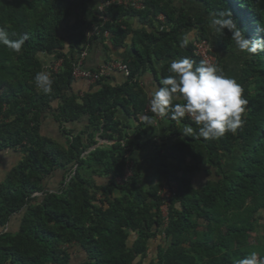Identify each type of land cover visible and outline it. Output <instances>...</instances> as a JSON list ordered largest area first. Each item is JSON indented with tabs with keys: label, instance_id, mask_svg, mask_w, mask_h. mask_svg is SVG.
Returning a JSON list of instances; mask_svg holds the SVG:
<instances>
[{
	"label": "trees",
	"instance_id": "trees-1",
	"mask_svg": "<svg viewBox=\"0 0 264 264\" xmlns=\"http://www.w3.org/2000/svg\"><path fill=\"white\" fill-rule=\"evenodd\" d=\"M187 1L144 0L140 9L113 2L102 24L100 0H0V27L13 40L28 36L20 53L0 45V157L9 155L0 177V264H235L251 242L264 260V50L238 53L227 29L210 36L208 27L213 15L230 11L246 38L264 39V0ZM96 24L112 36L88 37ZM203 40L247 100L242 127L215 140L184 136L181 124L198 131L190 117L155 116L139 85L148 70L160 84L172 60L199 66L204 60L194 52ZM87 44L131 48L123 85L103 77L89 92H73V65ZM49 57V64L63 59L59 71L45 68ZM41 71L51 74L49 93L35 85ZM118 107L136 129L117 117ZM50 111L63 143L44 134ZM145 116L171 120L172 140L141 138V130L155 129ZM84 117L83 129L70 126ZM145 149L151 169L142 183L131 162ZM162 234L148 260L150 241Z\"/></svg>",
	"mask_w": 264,
	"mask_h": 264
},
{
	"label": "clouds",
	"instance_id": "clouds-1",
	"mask_svg": "<svg viewBox=\"0 0 264 264\" xmlns=\"http://www.w3.org/2000/svg\"><path fill=\"white\" fill-rule=\"evenodd\" d=\"M210 27L216 33H231L235 49L242 54H255L264 50V39L246 38L244 31L237 26L230 11L213 15ZM264 33V28H259ZM27 34L18 39H10L6 27H0V45H4L14 53L22 51ZM189 39H180V47H187ZM190 58L172 60L168 69L169 75L164 77L149 97L151 112L157 117H165L171 113L173 120L179 121L187 116L194 120L198 131L185 125L181 132L184 136L197 135L205 140L219 139L227 133L235 134L244 123L247 100L243 97V88L234 78L224 75L220 69L207 61H201L194 67ZM35 85L45 93L51 92L53 80L46 71L38 72L34 77ZM149 126L155 123L150 117H143ZM235 264H264L253 251L244 258L237 259Z\"/></svg>",
	"mask_w": 264,
	"mask_h": 264
},
{
	"label": "crops",
	"instance_id": "crops-1",
	"mask_svg": "<svg viewBox=\"0 0 264 264\" xmlns=\"http://www.w3.org/2000/svg\"><path fill=\"white\" fill-rule=\"evenodd\" d=\"M176 2L179 6H181V3L179 2V0H176ZM184 5L186 6L189 5L187 0H184ZM184 5L182 4V6ZM193 38L194 36L192 34H189L188 39L192 40ZM127 43L130 44V41H127ZM130 49L129 47L128 48L114 47V48L106 49L103 47V45L93 44V47L89 50L87 57L85 59V67L91 70H96L103 63L111 59L124 61L125 59L128 58L127 52L130 51ZM45 61H46L45 63L46 64L45 67H46L50 62L53 61V59L52 57H49V58H45ZM108 78H109L108 79L109 82L113 86H115V85H123L127 81L128 77L125 76L123 71L115 70L108 76ZM139 85L144 90L147 100L149 101L150 95L157 88L159 83L153 71L148 70L142 73L141 76H139ZM94 86H96L95 83H90L85 79H78L74 81L72 85V90L74 93L78 95H82L85 92H89ZM94 89H96V87ZM146 108L150 109L149 102L147 103ZM116 115L125 124L131 123L134 128L138 125V122H136L134 118H130L129 116H127L126 112L124 111L122 107H118V112ZM86 121L87 120L84 117V119H82L81 122H72L70 126L71 125L77 126L78 130L83 129L84 128L83 122H86ZM170 123H172L171 120L170 121H168L167 119L162 120V118L160 120L155 121V126H154L155 129L153 131L150 130L148 131V133L145 132L146 130L140 131L141 138L149 139L151 135L153 134V135H156L157 137H160L163 142L169 143V141L172 140V137L170 135L171 133L169 131ZM184 126L185 124H181L178 126L180 131H183ZM43 127H44L45 135L49 137L52 136L54 139L59 140L62 143L65 142V139L63 138L62 134L59 131L60 124L58 121H56L51 111L47 114V118L46 120H44ZM132 131H134V129ZM97 140L99 141V145L104 144V143L109 144V143L114 142V141H109V143H107V140H100V139H97ZM132 156H133L132 157L133 163L131 162V164H135L139 167V170L141 171V173H143L142 174L143 179L141 180V182L143 181L142 183H144L146 181L148 172L151 169V164L149 160H145L146 157L150 156V152H148V149H145L144 151H141V152H138V151L134 152ZM1 162L4 163L6 162V160H2ZM2 174H0V177ZM194 181L196 184H203V182H205V177L203 174L197 173L194 176ZM13 223L12 225H9L10 229H13L15 227Z\"/></svg>",
	"mask_w": 264,
	"mask_h": 264
},
{
	"label": "built area",
	"instance_id": "built-area-1",
	"mask_svg": "<svg viewBox=\"0 0 264 264\" xmlns=\"http://www.w3.org/2000/svg\"><path fill=\"white\" fill-rule=\"evenodd\" d=\"M122 4L126 7H132L133 9H140L143 7L144 0H100L98 10V17L101 18L102 24L109 20V17L105 14V9L111 5V3ZM86 34L88 37H92L95 35H100L105 39L111 37V32L109 30H102L99 25H92L91 28L86 30ZM87 44L83 50L76 55L75 63L73 65V77L76 80L85 79L90 83H97L101 78L108 77L115 70H121L124 72L126 77L130 75V69L128 65L123 60H109L99 66L96 70H91L85 67V59L88 54ZM212 47L207 40L201 41L197 45V49L195 50V55L202 58L204 61L208 63L215 61L213 55H211ZM63 59L56 60L54 63L48 64L45 68L52 69L55 72L59 71L62 66ZM160 118V117H159ZM131 173V172H130ZM129 173V174H130ZM167 196H172V192L168 189L165 190ZM165 207V208H164ZM164 208V209H163ZM163 215L167 216V206H163ZM165 210V211H164ZM165 235V234H164Z\"/></svg>",
	"mask_w": 264,
	"mask_h": 264
},
{
	"label": "rangeland",
	"instance_id": "rangeland-1",
	"mask_svg": "<svg viewBox=\"0 0 264 264\" xmlns=\"http://www.w3.org/2000/svg\"><path fill=\"white\" fill-rule=\"evenodd\" d=\"M211 22V21H210ZM210 24V23H209ZM208 24V27L210 28V30H213V31H211L209 34H210V36L211 35H214V34H217L215 31H214V29H212L211 27H210V25ZM211 45V44H210ZM211 47H212V45H211ZM213 49V48H212ZM213 53H214V49L211 51V55H213ZM214 57V56H213ZM215 58V57H214ZM234 59V57L232 56V58H231V60H233ZM230 61V59L228 60V59H224V65L225 64H227L228 62ZM211 64L213 63V64H215L216 62L215 61H213V62H210ZM236 64H237V60H236ZM179 122V121H178ZM9 158V155H5L4 153H2L1 154V159H0V174L3 172V169L6 167V162H4V163H2L1 161L2 160H7ZM165 208V207H164ZM163 208V209H164ZM165 211V210H164ZM15 228V227H14ZM255 236V234H252V238ZM164 237H165V235L164 234H162V235H160L159 237H157V238H154L153 240H151L150 241V251H149V255H148V260L150 259V258H152V257H154V256H156V250H157V246L159 245V244H162L163 243V239H164ZM251 238V239H252ZM249 250H251L250 252H253V251H255L257 254H258V258H259V256H260V254H261V252H260V248L258 247V246H256V247H253V242H251L250 243V245H248V247H247ZM260 259V258H259ZM147 260V261H148ZM261 260V259H260ZM262 261H264V260H262Z\"/></svg>",
	"mask_w": 264,
	"mask_h": 264
}]
</instances>
